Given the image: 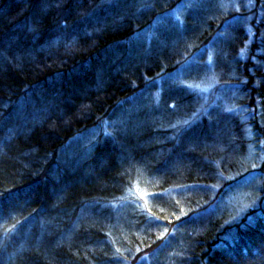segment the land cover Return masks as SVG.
<instances>
[{"label":"trees","instance_id":"1","mask_svg":"<svg viewBox=\"0 0 264 264\" xmlns=\"http://www.w3.org/2000/svg\"><path fill=\"white\" fill-rule=\"evenodd\" d=\"M116 4L111 0H0V264H116L114 258L117 253L123 255L124 245L139 242L142 248L155 249L163 239L141 226L145 215L140 216L134 207L133 223L128 228L131 242L113 250L117 242L115 210L101 209L102 204L121 198L136 180L146 188L140 168L159 179L166 170H181L176 182L159 185L152 193L164 195L171 187L209 185L214 163L222 157L228 159L234 148L243 149L247 143L237 118L228 121L231 116H227L212 125L205 120L189 130L197 131L196 139L176 149L185 157L183 168L165 169L166 152H173L178 143L160 144L173 131L161 130L158 121L141 137L139 145L146 149L131 157V175L124 166L126 152L108 138L84 164H71L75 173L70 174L67 165L71 162H65L61 154L71 141L98 126L122 102L145 91L159 77L175 72L213 37L211 30L198 35L192 31L187 35L190 43L186 50L175 45L135 66L129 55H135L140 46L130 49L126 43L151 18L134 19V8L122 10ZM160 4L154 1L152 18L161 14ZM257 11L263 12L257 47H252L251 60L239 67L238 78L244 84L242 105L249 116L247 125L256 134L252 141L262 144L264 154V70L253 62L257 51H262L258 61L264 64V1L259 0ZM187 21H192L190 15ZM185 28L184 32H189ZM173 40L167 39L170 43ZM252 68L255 73H251ZM186 94L181 87H172L164 94L163 107L169 102L180 106L194 98ZM141 115L151 117L147 108ZM211 126L219 133L211 135ZM229 130L232 136L227 140L224 136ZM191 144L194 148L188 152ZM260 171L259 208L223 231L221 222L211 229L203 228L197 239L192 235L187 242L185 257H168L163 264H171L169 259L177 264H264V162ZM206 199L198 204L188 202L190 214L178 220L175 204L162 208L167 213L154 206L147 209L177 226L207 211L210 203ZM100 211H105L107 218H98ZM142 229L144 234L138 238L137 231ZM176 251L180 252L176 248L173 253Z\"/></svg>","mask_w":264,"mask_h":264},{"label":"rangeland","instance_id":"2","mask_svg":"<svg viewBox=\"0 0 264 264\" xmlns=\"http://www.w3.org/2000/svg\"><path fill=\"white\" fill-rule=\"evenodd\" d=\"M111 1L117 2L116 5L122 10L134 8L132 10L134 19L138 20L141 16L147 18L146 20L151 18L146 27L135 33L126 43L130 49L140 46L135 55L131 53L129 55V62L135 66L141 65L145 57L161 55L165 50H169L175 45L176 47L183 45L184 50H186L190 43L187 35L192 31H196L197 33L194 34L198 35L211 30L214 31L213 37H210L211 40L197 53L190 56L175 72L159 77L158 80L150 83L145 91L138 93L128 101L122 102L98 126L71 141L61 154V158L65 162H71L67 165L70 174L75 173L71 164L74 162L77 165L84 164L93 155L98 145L108 138L117 141L126 152L124 166L127 168V174L131 175L133 168L131 157L134 153L146 149L145 145H139L140 139L148 132L150 126L157 124L158 121L162 124V126L159 125L160 128L162 127L161 130L173 131V134L167 135L160 144L164 146L169 142L178 143V147L174 148L173 152L170 149V152H166L169 156L164 158L165 169L183 168L185 157L176 149H179L181 144L183 146V142L190 144L192 140H195L197 131L189 132V130L203 124L205 120L212 125L215 120L223 119L224 121V117L227 116H231L227 119L228 121L231 118H237L243 133L248 137L247 143H244L245 146L242 145L243 149L234 148L228 159L226 157L222 159V157V160L214 163L215 171L209 174L210 180L212 179V183L209 185L171 187L164 193L166 198L164 195L152 193V191L159 185L176 182L178 171L181 170L174 173L166 170L162 179H159L156 176L151 177V174L145 169L140 168V178L142 183L147 186L146 188H143L136 180L121 198L111 203L102 204L101 209L115 210L112 216L117 226L113 227V230L116 232L115 240L119 243L114 242L113 250L118 251V245L121 243L124 245L129 241L131 242L128 228L133 223L134 207L138 208L140 216L145 215L143 222H141L142 220L137 221L138 225L141 222V226L146 231L153 234L154 237L160 236L163 239L162 243L155 249L142 248L139 242L134 246L124 245L122 247L124 249L122 250L123 255L117 253L114 258L116 264H154L157 261H160L159 264H163L168 257H185L187 242L190 243L192 235H196L197 232L198 234L201 233L203 228L211 229L221 222L220 228L223 231L228 226L242 222L249 211L260 206L259 200H261L263 185V172L260 171V167L264 162V154L262 144L252 141L256 134L253 132V128L247 125L249 116L244 105H242V100L245 98L244 84L243 81H239L238 74L240 73L239 67L244 66L249 59L251 60L252 47H257L258 26L263 18V12L257 11L259 0H157L158 3H161V6H158L161 8V14L152 18L155 0ZM170 4L175 5L171 8ZM169 7L170 9H168ZM189 15L192 21L188 22L187 16ZM228 16H231L230 20L224 19ZM213 22L216 25L215 28L218 26L215 30L213 29ZM219 23H222L221 27H219ZM185 25L189 32H184V29L186 30ZM168 38H173V42L167 41ZM183 47L180 46L182 55L185 53L182 50ZM190 51L192 53L193 49ZM261 53L262 51H257L253 62L264 70V64L258 61ZM252 72L255 73L254 68H252ZM225 75L229 76L230 79L225 78ZM231 79H236L237 82H229ZM174 86L178 89L181 87L187 92V97L193 95L194 98L188 99L180 106L176 102H169L163 107L164 94H169ZM146 108L151 117L141 115L142 110ZM156 109L159 116H153L156 114ZM217 125L223 128L225 124L217 123ZM210 129H212L211 135L219 133L216 126H211ZM182 130L188 131L180 132ZM230 136L232 134L229 130L224 137L228 140ZM238 145L236 144L237 147H239ZM193 148L194 145L191 144L187 151L192 152L191 149ZM171 153H173L172 157L170 156ZM171 161L175 164L172 165ZM190 161L193 162L195 159H190ZM203 198H207V203H210L208 210L177 226H174L171 221L156 218L147 209H152L154 206L167 213L168 210L164 209H170L175 204L178 211L174 217L178 220L190 214L191 209H189L190 203L188 202H197L198 204L203 201ZM92 206L94 207V205ZM104 212L100 211L98 218H107L105 217L106 214H103ZM116 218H118L117 221ZM119 226L121 228H118ZM180 226L185 229L180 228ZM197 227L200 229L194 231ZM133 229L130 232L135 236ZM143 234L142 229L137 231L136 236L141 238ZM198 236L196 235L195 239ZM139 240L142 241L143 239ZM176 248L180 250V252L176 251L177 254L173 253ZM126 257L131 260L126 259ZM168 262L177 264V261L173 262L172 259H169Z\"/></svg>","mask_w":264,"mask_h":264}]
</instances>
